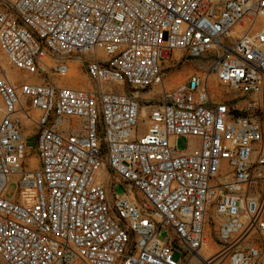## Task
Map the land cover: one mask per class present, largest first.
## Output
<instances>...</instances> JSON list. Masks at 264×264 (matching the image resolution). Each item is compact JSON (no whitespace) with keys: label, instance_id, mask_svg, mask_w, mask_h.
Here are the masks:
<instances>
[{"label":"built area","instance_id":"2783aa9c","mask_svg":"<svg viewBox=\"0 0 264 264\" xmlns=\"http://www.w3.org/2000/svg\"><path fill=\"white\" fill-rule=\"evenodd\" d=\"M0 59L3 264H264V0H0Z\"/></svg>","mask_w":264,"mask_h":264},{"label":"rangeland","instance_id":"374dc122","mask_svg":"<svg viewBox=\"0 0 264 264\" xmlns=\"http://www.w3.org/2000/svg\"><path fill=\"white\" fill-rule=\"evenodd\" d=\"M171 62L169 61L168 63H163L162 68H163V73H164V78H165V85L167 87L171 86L173 83L183 80L189 73L190 70L192 68H195L198 66V64L196 62H191V61H187V62H180V63H175L173 64V66H170ZM0 69L1 71L5 72L9 78H18L19 76L17 75L16 71L11 68L5 61L4 59H0ZM71 80H74L76 82L77 85H82V86H86L88 84V81L85 77V75L83 73H81L78 78H72ZM125 90V89H124ZM217 90H220V88ZM222 91V90H220ZM224 94V92H221ZM226 95V93H225ZM29 136L26 138L25 144L27 149L29 150L30 154L36 153V137L34 135V131L30 130L28 131ZM176 147L179 151L184 150L187 147V139L185 137H179L176 141ZM33 163H36V159H32ZM15 184L11 183L9 184L8 188H7V196L11 197L14 194L15 191ZM114 191L116 193H122L123 192V188L119 185H117L114 188ZM166 235V231L161 229L158 234L157 237L160 240H163L164 237ZM209 240L211 241L212 238H209ZM173 258L174 260H176L177 262H181V255L178 252H174L173 253ZM0 264H3L0 261Z\"/></svg>","mask_w":264,"mask_h":264},{"label":"bare ground","instance_id":"6f19581e","mask_svg":"<svg viewBox=\"0 0 264 264\" xmlns=\"http://www.w3.org/2000/svg\"><path fill=\"white\" fill-rule=\"evenodd\" d=\"M203 252L206 253V254H209V252H210L209 246H207V247L203 250Z\"/></svg>","mask_w":264,"mask_h":264}]
</instances>
